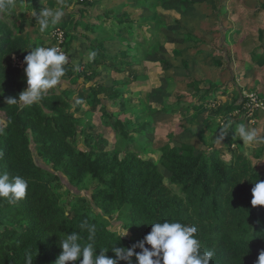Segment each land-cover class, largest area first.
Returning a JSON list of instances; mask_svg holds the SVG:
<instances>
[{"label":"trees","instance_id":"16d2710c","mask_svg":"<svg viewBox=\"0 0 264 264\" xmlns=\"http://www.w3.org/2000/svg\"><path fill=\"white\" fill-rule=\"evenodd\" d=\"M20 1L25 0L15 2ZM162 1L144 0L142 6L154 10L157 2ZM13 7L0 9V112L5 117L4 120L0 117V172L22 176L28 181V190L26 197L15 204L0 198V264H28L29 257L32 264H56L62 252L60 241L67 234L75 231L80 234L82 244L88 242L89 233L81 228L85 221L95 226L96 255L108 251L106 255L115 259L112 247L127 249L138 244L151 232L152 223L178 221L197 229L201 251L215 253L210 264H258L264 251V206L253 207L251 200L255 182L264 181V170L258 168L256 158L252 159L233 144V139H241L234 133L241 122L249 129L252 126L245 116L244 96L233 71L230 70L233 80L230 82L235 94L241 95L234 103H221L218 97L219 93L226 95L229 87L208 81V89L202 90L198 82L190 83L197 93L193 98H199L201 104L220 105L214 111L215 116L224 115L226 124L233 122L229 131L218 133V137L223 135L225 146L216 141L207 151H196L190 144H166L160 148L159 162L134 152L120 157L104 150L86 151L75 143L85 129L84 119L70 113L73 105L63 91L50 90L39 103L30 106L7 103L9 98L18 100L27 88L24 59L35 46L28 32L27 38L22 36V26L16 21L9 24L2 18V13L13 15ZM88 13L81 10L82 21L75 22L76 28H83L85 37L95 34L93 25L85 20L93 18ZM94 19L99 22L96 30L103 28V32L96 38L98 45L90 47L96 52L95 59L86 63L91 74L80 73L90 81L96 76L97 62L105 59L106 42L113 43V37L103 39L102 17ZM124 23L120 21V26ZM159 25H153L152 30ZM73 38L74 35L65 32L62 46L66 47V43L70 46ZM131 44L124 45L123 55L133 51ZM135 48L143 55L133 56L129 63L132 72L148 52L143 45ZM253 58L255 66L259 59ZM239 62L240 68H249L246 61ZM65 69L62 82L78 78L75 67L67 63ZM143 79L146 77L142 74L132 80L143 82ZM258 92L263 93L261 86ZM90 98L97 106L104 103L98 94ZM182 100L175 110L189 112L196 108L191 103L185 105L188 99ZM236 112L241 114L237 121L233 119ZM166 113L170 114L171 109ZM106 125L114 130L116 137L128 136L124 130L120 131L119 122L115 127ZM104 138L109 140L106 135ZM226 153L230 154L229 158ZM63 188L66 193L61 194ZM120 226L129 234L121 237L122 233L115 229ZM136 252L140 249L136 248ZM133 264H136L135 256Z\"/></svg>","mask_w":264,"mask_h":264},{"label":"rangeland","instance_id":"374dc122","mask_svg":"<svg viewBox=\"0 0 264 264\" xmlns=\"http://www.w3.org/2000/svg\"><path fill=\"white\" fill-rule=\"evenodd\" d=\"M13 1L15 13H2V18L9 24L16 21L22 26V36L27 38V32L29 33L28 38L35 44L33 49L61 46V52L69 57L68 64L77 69L78 78L62 82L57 90L66 93L73 105L70 113L84 119L85 129L75 142L80 149L104 150L120 157L134 152L143 158L159 162L160 148L166 144H190L196 147V151H207L217 141L223 147L225 143L218 140V133L221 130L229 131L233 122L226 124L224 115L215 116L214 111L220 105L215 107L213 104H201L199 98H193L197 93L190 83L198 82L202 90L208 89V81L228 88L233 86L230 82L233 81L230 73L232 70L241 92L261 94L258 92L260 85L253 82L259 78L263 83L264 76L258 75L253 65L240 72L236 68L240 64L231 60L234 56L230 49L233 34L236 33L233 29L241 27V30L246 31L248 27V23L244 21L240 23L241 26H234L238 22V6L245 13L254 10L255 13L251 14L253 16L264 11V0H164L157 2L154 10L142 6L144 0ZM86 2L88 4H84ZM43 9L60 11L63 16L60 22L50 25L42 32L32 14ZM83 9L93 17L85 20L90 21L95 32L86 37L82 27H75L76 21H82L79 14ZM99 16L104 25L103 39L113 37V43L106 42L107 52L103 53L105 59L97 62L96 76L90 81L80 73L89 71L88 74H91L86 63L89 60L88 53L93 51L90 47L98 45L96 38L103 32V28L96 30L99 22L94 18ZM120 21L125 23L120 26ZM155 24L160 25L152 30ZM58 30L75 36L70 46L67 47V43L66 47L62 46L55 35ZM241 38L244 39L242 36L238 41ZM251 39L256 40L253 37ZM151 41H154V46H151ZM128 42L132 43L134 49L125 52L127 55L124 57L122 51ZM136 45H143L148 52L132 72L129 63H132L133 56L143 55L135 48ZM29 46L31 47L30 42ZM229 55L230 58H227ZM142 74L146 77L143 82L132 80ZM235 91L236 89L232 91L234 95L229 96L219 93L220 102L234 103L240 100L241 95L235 94ZM97 94L104 101L102 105L97 106L90 98ZM261 95L264 96V93ZM180 98L183 99L182 102H187L188 99L185 105L191 103L190 106L196 105V108L189 112L175 110ZM170 109L171 113L167 114ZM240 115L236 112L233 117H237L232 118L237 121ZM0 117L5 119L2 112ZM118 122L122 126L120 131L127 132V137H116L114 130L106 125L115 127ZM249 124L252 125L250 129H255L258 136L264 137V113ZM105 135L109 140L104 138ZM233 141L235 148L244 149L252 159L256 158L258 168L264 170V143L245 144L239 137ZM229 155L225 154L227 158ZM39 164L42 165V162ZM159 167L165 171L161 165ZM65 191L66 188H63L60 192L63 194ZM66 198L67 195L64 194L63 199ZM115 229L122 234L127 231L123 226Z\"/></svg>","mask_w":264,"mask_h":264},{"label":"clouds","instance_id":"9594fccd","mask_svg":"<svg viewBox=\"0 0 264 264\" xmlns=\"http://www.w3.org/2000/svg\"><path fill=\"white\" fill-rule=\"evenodd\" d=\"M12 0H0V9L11 10ZM33 17L40 26V31L47 30L50 25H56L61 21L63 13L43 9L33 12ZM96 57L95 51L88 53L89 61ZM69 62V57L59 51L56 47H36L29 51L25 57V76L27 88L19 94V99L9 98L8 104H19L21 107L39 103L50 90L57 89L65 76V65ZM222 131V130H221ZM235 135H239L245 144L264 143V137H260L255 129H249L244 122H241ZM221 134L218 140L223 139ZM2 155V154H0ZM28 181L20 175H10L8 172H0V198L6 199L10 204H15L23 200L27 195ZM251 204L253 207L264 206V181L255 182L252 188ZM151 232L147 234L138 244L130 248L112 247L114 258H109L108 251H100L96 255L94 247L95 226H89L87 222L81 224L82 229H87L88 242L81 243L79 233L73 231L67 234L60 241L62 249L56 264H119L125 261L126 264H133L135 256L136 264H210L215 253L213 251H201V244L196 237L197 229L194 226L182 224L181 222H156L151 224ZM127 235L122 234L121 237ZM120 237V238H121ZM148 245L150 247H146ZM136 248L140 252H136ZM82 257V259H81ZM28 264H32L29 257ZM258 264H264V251L258 258Z\"/></svg>","mask_w":264,"mask_h":264},{"label":"crops","instance_id":"0c3cea01","mask_svg":"<svg viewBox=\"0 0 264 264\" xmlns=\"http://www.w3.org/2000/svg\"><path fill=\"white\" fill-rule=\"evenodd\" d=\"M245 6H249V5H245ZM238 7L240 9V12L237 15L238 22L237 23L235 22L236 24H234V26L238 25L239 27L241 26L240 23L244 21L248 23L247 24L248 27L246 31L241 30V27L233 29V30H236V33L233 34V39L231 41L233 45L230 49V53L233 54L234 56L233 58H231V60L233 62H239V60L246 61L247 67L251 68L250 65H253L252 64L253 62L251 61L252 58L257 57L256 59H259V60L256 64L254 63L255 66L253 67L257 69L256 73L258 75L264 76V11L260 12L259 14L256 13L252 16L251 14L254 12V10H252L251 7L249 8L251 10L246 13L240 6ZM244 32L245 34L243 35ZM239 34H242V35H239ZM242 36L244 37V39L241 38L238 41V38ZM251 37L255 38L256 40L251 39ZM236 68L240 72L242 71V68H240V65ZM245 69L246 68H243V70ZM236 80L238 81V79ZM256 81L258 82V85L261 86L263 93H264V88H263L264 82L262 83V81L259 80V78ZM234 89L235 88L233 86H230L227 89L228 90L227 96L234 95V93H232ZM244 92L246 91H242V93ZM261 94L259 95L264 100V96H262Z\"/></svg>","mask_w":264,"mask_h":264},{"label":"built area","instance_id":"2783aa9c","mask_svg":"<svg viewBox=\"0 0 264 264\" xmlns=\"http://www.w3.org/2000/svg\"><path fill=\"white\" fill-rule=\"evenodd\" d=\"M56 38L59 40L60 43H64L65 40V33L61 30H58L55 33ZM59 51H61V46L56 47ZM22 64V63H21ZM244 113L245 116L250 119L251 122H254V117L258 114L264 113V100L260 97L257 93H249L244 92Z\"/></svg>","mask_w":264,"mask_h":264}]
</instances>
